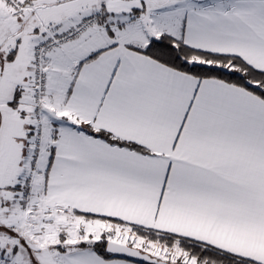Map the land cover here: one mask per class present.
<instances>
[{
    "label": "snow or ice",
    "instance_id": "snow-or-ice-1",
    "mask_svg": "<svg viewBox=\"0 0 264 264\" xmlns=\"http://www.w3.org/2000/svg\"><path fill=\"white\" fill-rule=\"evenodd\" d=\"M0 264H264V0H0Z\"/></svg>",
    "mask_w": 264,
    "mask_h": 264
}]
</instances>
